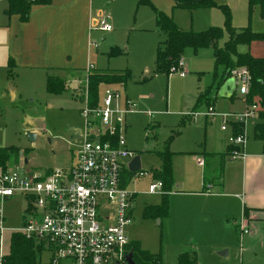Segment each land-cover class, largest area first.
Masks as SVG:
<instances>
[{
	"label": "rangeland",
	"instance_id": "rangeland-1",
	"mask_svg": "<svg viewBox=\"0 0 264 264\" xmlns=\"http://www.w3.org/2000/svg\"><path fill=\"white\" fill-rule=\"evenodd\" d=\"M213 3L188 10L174 7L172 0H93V15L99 10L103 17H108L111 31L89 29L88 40L92 45L88 62L94 71L128 72L130 77L123 85H100L97 101L100 103L106 95L116 94L119 109H124L126 102L135 106L125 117V127L122 125L120 131L127 149L139 156L141 165L127 184L135 196L132 220L124 235L128 242H138L142 249L159 254L162 264H176L177 254L185 250L196 251L198 264H264V223L250 238H241L239 230L234 229L238 205L228 199L198 194L201 168L196 162L200 157L197 155L194 159V155L221 153L229 144L232 116L246 109L240 83L235 87L233 98L218 96V88L231 74L220 79L223 69L215 68L211 48L196 52L185 48L181 55L183 76L179 69L169 74L154 72L156 48L165 40L164 33L156 27L155 11L170 17L179 29L188 32L208 28L225 30L223 9L229 11L230 27L242 28L248 24L254 27L256 14L248 20L247 0H213ZM2 5L6 6L5 1L0 2ZM6 34L0 27V148L25 151L26 168L34 173L66 167L71 163L77 143L82 141L84 125L80 110L85 105L84 73L66 75L63 78L66 90L48 94L42 72L33 74L9 63ZM227 38L225 30L218 46H223ZM113 47L121 54L109 56ZM236 51H248L252 56L264 58V41H253L249 49L239 45ZM206 90L212 102L197 105L199 95ZM209 105L216 117H205ZM254 106L255 117L246 120L244 125V136L249 141H252L251 126L258 122L260 110L256 101ZM223 120H226L224 130L221 129ZM28 134L34 135L32 142ZM165 144L173 154L172 177L176 186L172 191L178 188L187 193H168L166 215L156 220L146 219L144 209L161 202L162 191L150 195L147 190L149 184H157L150 171L160 166L156 153L163 151ZM233 161L229 159L225 166ZM21 165L19 158L17 163L8 166ZM232 175L236 174L232 172ZM0 206L4 218L1 258L8 253L12 234L23 226L27 201L16 195L2 201ZM220 252L226 255H218ZM37 264H49L46 251L40 253Z\"/></svg>",
	"mask_w": 264,
	"mask_h": 264
},
{
	"label": "built area",
	"instance_id": "built-area-1",
	"mask_svg": "<svg viewBox=\"0 0 264 264\" xmlns=\"http://www.w3.org/2000/svg\"><path fill=\"white\" fill-rule=\"evenodd\" d=\"M98 18L93 27L110 32L108 17L99 13ZM183 68L180 58L177 69L181 76L185 74ZM92 69L89 65L86 75ZM230 74L235 87L240 83V93L245 96L249 79L246 69H234ZM116 99V94L106 95L97 107H90L85 100L80 110L82 141L77 143L68 166L43 173H34L23 165L9 166L0 173V204L16 195L26 199L23 226L17 232L42 243L49 254V264H126L130 242L124 231L132 220L135 196L127 184L136 175L127 166L136 155L127 149L120 131L135 106L126 102L124 109H119ZM245 108L232 116V122L245 125L246 120L255 117L254 104ZM205 117H216L211 106ZM225 123L223 120L222 130ZM244 141V131L228 140L239 146ZM241 152L233 153L231 158H241ZM198 164L203 166V160ZM125 171L131 173L129 180L123 177ZM158 190L162 191L160 181L149 184L147 194ZM3 219L0 206V237L4 233ZM241 230L246 233V226Z\"/></svg>",
	"mask_w": 264,
	"mask_h": 264
},
{
	"label": "trees",
	"instance_id": "trees-1",
	"mask_svg": "<svg viewBox=\"0 0 264 264\" xmlns=\"http://www.w3.org/2000/svg\"><path fill=\"white\" fill-rule=\"evenodd\" d=\"M6 6L2 13L7 18L17 16L20 22L28 20L31 9L36 6H47L50 0H2ZM148 2V0H140ZM174 7L193 10L214 5L213 0H172ZM254 9L258 10L259 17L264 20V0H247L248 20L251 19ZM225 15V30L228 35L227 41L219 47L218 42L222 39L225 30L208 28L200 32L183 31L179 29L162 12L155 11V23L158 30L165 35V40L156 48L154 72H175L178 60L185 48H191L196 52L200 48H211L215 68L221 67L220 79L227 78L234 69L245 68L248 72V92L243 96L246 106L255 101L260 110L258 122L253 126L252 138L262 143L264 148V58H255L248 51L239 53L236 47L243 45L248 47L253 41H264V32H253L250 24L242 28H232L229 25L230 15L228 9H223ZM121 54L117 47L110 48L108 55ZM9 63L12 64L9 59ZM128 72L104 73L91 70L84 81V96L90 107H97V91L100 85H120L129 79ZM219 86V85H218ZM66 83L55 75H47L45 89L48 94H60L66 90ZM219 89V88H218ZM234 96V95H233ZM231 96V98L233 97ZM81 98V97H80ZM209 90H206L197 99V105L209 103ZM210 107V105H209ZM244 125L239 122H230V135H242ZM18 148H0V173L8 168L9 163H17L19 160ZM242 146L227 144L223 153L201 152L203 160L202 169V192L210 193L219 191L224 174L226 159L231 158L232 153L239 154ZM25 154V151H23ZM160 166L150 171L151 177L162 184V198L159 205L148 206L144 209L143 217L146 219H160L167 213V195L172 191V153L168 150V144L161 152L156 153ZM124 178L129 180L131 173L124 172ZM216 182V184H215ZM42 251H46L42 243L26 238L20 232L15 231L10 237L8 253L2 255L0 264H37ZM127 254H131L133 264H162L159 254H152L142 249L138 242H131L126 247ZM176 264H198L196 252L185 250L177 254Z\"/></svg>",
	"mask_w": 264,
	"mask_h": 264
},
{
	"label": "crops",
	"instance_id": "crops-1",
	"mask_svg": "<svg viewBox=\"0 0 264 264\" xmlns=\"http://www.w3.org/2000/svg\"><path fill=\"white\" fill-rule=\"evenodd\" d=\"M4 8L3 5L0 7V27L7 32L6 54L11 58L12 66L29 70L33 74H35L34 71L42 72L45 78L47 75H55L63 80L66 75L72 72L78 74L79 71L86 76L87 67L91 65L88 62V56L91 53L88 31L101 13L96 10L95 16L93 15V0H50L47 6L33 7L28 20L24 23L14 15L7 18L2 13ZM254 14L256 18L253 19L252 31L264 32V20L259 17L257 9L252 12V15ZM234 91L231 96L234 95ZM256 123L251 126V136ZM245 139L248 140V137L245 136ZM251 140L242 146L241 158H229L235 161L225 166L229 160L226 159L219 191L202 192L203 166L198 164L202 157L199 154L194 155V159L197 155L200 157L196 162L201 168V186L198 194L228 199L234 205H238L236 213L238 218L234 219V229L239 230L241 238H250L264 223V148L261 142L253 138ZM232 172L236 175L233 176ZM171 192L173 194L187 193L178 188ZM242 226H246V233H242Z\"/></svg>",
	"mask_w": 264,
	"mask_h": 264
},
{
	"label": "water",
	"instance_id": "water-1",
	"mask_svg": "<svg viewBox=\"0 0 264 264\" xmlns=\"http://www.w3.org/2000/svg\"><path fill=\"white\" fill-rule=\"evenodd\" d=\"M234 89H235L234 82H233L232 79L229 78L219 88V90H218V96L221 97V98H229L232 95ZM28 139H29L30 142H32L34 140V135L33 134H28ZM18 155H19V158L22 161V165L24 167H26L28 163H27V160L23 157V152L22 151H19ZM140 168H141L140 158H139L138 155H136L129 162V164L127 166V169H128L129 172L134 173V172L139 171ZM157 222L159 223V220H157ZM218 255L225 256L226 255V252H220V253H218ZM125 262H126V264H133V262L131 260V254L130 253L126 255Z\"/></svg>",
	"mask_w": 264,
	"mask_h": 264
}]
</instances>
